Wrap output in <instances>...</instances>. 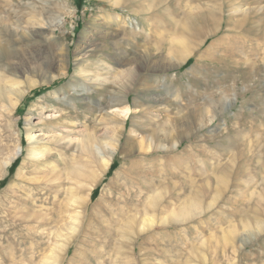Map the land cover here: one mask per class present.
<instances>
[{
    "label": "rangeland",
    "instance_id": "rangeland-1",
    "mask_svg": "<svg viewBox=\"0 0 264 264\" xmlns=\"http://www.w3.org/2000/svg\"><path fill=\"white\" fill-rule=\"evenodd\" d=\"M229 1L0 0V74L25 89L0 100V264L56 250L82 210L64 205L72 189L88 205L62 264H264V0L236 1L245 12ZM196 4L224 10V23L176 65ZM124 68L133 76L117 78ZM127 105L120 127L107 124ZM92 132L119 140L104 147L107 169L85 150ZM46 146L53 156H33ZM197 188L200 211L188 208Z\"/></svg>",
    "mask_w": 264,
    "mask_h": 264
},
{
    "label": "bare ground",
    "instance_id": "bare-ground-1",
    "mask_svg": "<svg viewBox=\"0 0 264 264\" xmlns=\"http://www.w3.org/2000/svg\"><path fill=\"white\" fill-rule=\"evenodd\" d=\"M144 1V0H143ZM207 1V0H206ZM236 1H238L239 3H240V0H232V1H229V5L228 6H230L229 7V9L228 10H230L231 12L232 11H248V10H250V8L248 9V10H245V8L242 10V9H240V7H238V3L236 2ZM242 1V0H241ZM147 2V1H146ZM247 2V1H246ZM143 2H141V4H142ZM210 3V2H209ZM207 4V3H206ZM205 3H204V5H206ZM210 4H213V3H210ZM195 5V4H194ZM203 5V4H202ZM224 5V4H223ZM191 6H192V4H191ZM191 6H190V8H191ZM201 6V5H200ZM199 5H197L196 4V6H194V8H193V10L194 11H196L195 13H193L192 12V14H194L193 15V17H195V19L193 18V17H191L192 19H194V21L193 20H190V22L193 24V26L191 27V34L190 35H182V36H180V37H177V40H178V43H179V45H180V47H177V48H175V49H172L171 51H170V53L171 54H173V57L175 56L176 57V61H175V64L177 65V62L180 64V62H183L185 59H187V57L190 55V53L191 52H193L192 51V47H191V45H190V42H191V39L194 37V40H195V42L196 41H198V40H200V42H198L197 44L200 46L201 45V43H203L204 42V37H206V38H208L210 35H213V34H215V33H217L219 30H220V28L222 27V25H223V23H224V14L223 13H225L224 12V10H220V8H219V10H218V8L215 10L214 9V7L213 8H209L208 6H207V8L206 7H200ZM225 6V5H224ZM145 7V6H144ZM256 6H254V8H255ZM202 8H206V10L204 11V10H202ZM253 8V7H252ZM251 8V9H252ZM192 9V8H191ZM255 9H257V7L255 8ZM261 9V8H260ZM225 10H226V8H225ZM254 10V9H253ZM254 12V11H253ZM252 12V13H253ZM220 13H221V15H222V17L220 16ZM248 13V12H247ZM247 13H246V15H247ZM251 13V12H250ZM250 13H249V15H250ZM248 15V16H249ZM243 16V15H242ZM254 16V15H253ZM120 18V16L119 15H117V19H119ZM248 18V17H247ZM5 19L6 18H2V24L4 25V21H5ZM190 19V18H189ZM242 19V18H241ZM240 19V20H241ZM232 20V19H231ZM245 20V17L243 18V21ZM237 21V20H236ZM243 21H240V22H238L237 21V23H239V24H233V26H235V25H238V26H241L242 24H243ZM256 21V20H255ZM189 22V23H190ZM235 22V21H234ZM242 22V23H241ZM258 22V21H257ZM232 23V22H231ZM254 23V22H253ZM258 25V24H257ZM237 27V26H236ZM239 32V31H238ZM230 35V34H229ZM208 36V37H207ZM226 36V35H225ZM223 39V38H222ZM193 41V40H192ZM223 43V42H222ZM195 45V46H194ZM193 46L194 47H197L196 46V44H193ZM4 51L7 53V55L9 56V55H11L12 53H15L14 52V50H12V51H10L9 49L8 50H6V49H4ZM214 58V57H213ZM174 59V58H173ZM146 63V61H144V63L143 62H139V65H143V64H145ZM154 67V66H153ZM156 67H154V69H155ZM157 70V69H156ZM106 76V75H105ZM104 76V77H105ZM116 76V75H115ZM133 76V71L132 70H130L129 68H124L120 73H118L117 74V78H122V77H132ZM103 77V76H102ZM99 78L100 79V83L101 84H103V83H105L106 82V80L107 79H105V78ZM125 80H126V78H125ZM113 81H115V80H113ZM128 81V80H127ZM118 82V81H117ZM36 84V82L35 81H32V80H29L27 83H26V87H30V86H34ZM119 92V91H118ZM24 93H25V89H24V84H23V81L22 80H20V74L19 73H15V72H12L11 73V75L10 74H7V75H3L2 76V74H0V100L1 99H4L7 95H9V94H15L16 96H17V99H20L21 98V96L22 95H24ZM114 94H115V92H114ZM128 94V93H127ZM116 98L113 100L114 102H116L117 104L118 103H122V102H124V100H122V98H119V97H117V95L115 96ZM113 98H114V96H113ZM111 100V99H110ZM13 101V100H12ZM112 103V102H111ZM129 103V102H128ZM14 104V103H13ZM4 105V104H3ZM15 105V104H14ZM115 105V104H114ZM131 110H132V108L130 107V106H125L123 109H116V113L114 114V115H112V116H110L109 117V123H107V124H110V123H115V124H117V127L119 126H121V118L122 117H124V118H127L128 117V115L130 114V112H131ZM108 120V119H107ZM113 126V125H112ZM111 128V127H110ZM116 130V129H115ZM117 131V130H116ZM114 132V131H113ZM116 133V132H115ZM81 134V133H80ZM156 133H154L153 135H155ZM171 135H172V133H171ZM166 136H169V135H165V137ZM154 138H155V136H153ZM84 138H86V140H87V145H86V149L85 150H87V148H90V151H93L94 149H95V151L96 152H98V154H100L101 155V157H102V161H101V163H100V166L103 168V170L104 169H107L109 166H110V164H111V158H110V156L109 157H106V156H104L105 154H106V150L104 149V147H107L108 148V150H109V153H108V155L110 154V155H112L113 154V151L114 150H117L116 148L118 147L117 145V143H118V141L119 140H117V142H116V138H112L111 137V139H106V137H104V141H103V143H101L100 142V139H99V137L96 135V133L95 132H92V133H89L88 135H86V137H85V135H84ZM103 139V138H102ZM83 143H84V141H83ZM84 144H86V142L84 143ZM154 148V147H153ZM20 150V149H19ZM51 150L52 149H50V148H48L47 146H46V148H44L43 150H39V149H36V150H34V152H33V156L35 157V158H50L51 156H53V154L51 153ZM107 150V151H108ZM89 151V150H88ZM89 151V152H90ZM94 152V151H93ZM61 155H62V153H60ZM96 154V153H95ZM17 155V154H16ZM93 155H94V153H93ZM107 155V156H108ZM94 157V156H93ZM76 171H78V169L76 170ZM227 171V170H226ZM72 172V171H71ZM228 172V171H227ZM225 173V172H224ZM229 173V172H228ZM222 174V173H221ZM227 175V174H226ZM220 177V179L218 178V182H223V185H224V183H225V180H228V179H224V176H221V175H219ZM97 177V176H96ZM226 177V176H225ZM227 177H228V175H227ZM92 179V181H90L91 183H90V186H92V184H93V182H94V180H95V178H94V176L93 177H91ZM72 179V178H71ZM80 182V181H79ZM76 184V183H75ZM78 184V183H77ZM83 184V183H82ZM222 184V183H221ZM221 184H218L217 186H220V188H222L221 187ZM225 184H227V181H226V183ZM80 186H81V184H80ZM88 186H89V184H88ZM220 188H218V190L216 191V194H215V196L212 198V200H211V202H210V204H209V206L208 207H210V206H212L216 201H217V199L219 198V196H220V194L222 193V191H221V189ZM71 191V190H70ZM89 192V191H88ZM194 193H193V195L191 196V198H190V200H189V207L187 206V204H186V206L188 207V208H191L192 207V209L193 208H196V211H200V210H203L204 209V207L206 206L204 203V201H205V197L207 196V193L204 191V190H202V188H197L195 191H193ZM77 194V193H76ZM161 193L160 192H158V194L155 196V195H152L153 197L150 199V203L151 204H156L157 203V201L159 200V197L161 196L160 195ZM67 195H69V194H67ZM66 198H68V196H66ZM78 199V200H77ZM67 201V200H66ZM68 203H66V204H64L65 206H67L68 204L71 206V205H78L79 204V206H81V208H82V210L81 211H77L76 212V214H75V217H73L74 216V214L72 215V217H71V215H70V218H71V220L73 221V223H71V224H69V225H71V226H65L66 228H63V229H67V227H68V229L67 230H69V229H71V232L70 233H68L69 235H66V236H64L63 238H62V240H61V242L58 244V245H56L55 246V248L54 249H56V250H54V252H52L51 253V255H49V256H47L44 260H43V263L42 264H62V262H63V260H64V256L62 255V252L63 251H65V247L68 245V243H69V240L71 239V237L76 233V231L79 229V228H81V225H82V222H83V219H84V215H83V212L85 211V209L87 208V205H88V197H87V199L85 198V197H81L80 196V198L78 197H76L75 196V193L73 192V189H72V191H71V196H69V200L67 201ZM191 206V207H190ZM68 207V206H67ZM183 208V207H182ZM64 209H65V207H64ZM64 209L63 208H61L60 209V212H58V214L56 213V214H53L50 218H48V220H52V219H54V217H62L63 216V214H60V216H59V213H63V211H64ZM68 209H69V207H68ZM75 209H77V208H75ZM184 209H185V206H184ZM66 210H67V208H66ZM74 210V209H73ZM68 211V210H67ZM74 212H75V210H74ZM55 213V212H54ZM51 215V214H50ZM173 215L174 216H181V215H179L178 214V211L175 209V210H173ZM183 215H186V213H184ZM190 215H192V214H190ZM257 215V214H256ZM146 217L145 218H143L144 219V221H145V224L143 225V229L146 227V226H148L149 228H151L152 227V225L154 224V218H152L151 216L152 215H148L147 213H146V215H145ZM64 218H65V214H64ZM181 219L183 218V217H180ZM257 219V218H256ZM247 220V219H246ZM263 220V219H262ZM71 221V222H72ZM67 222V221H66ZM247 222H248V220H247ZM255 222H257V221H255ZM258 224V227L259 228H261V227H264V225H263V223L260 221V220H258V222H257ZM66 224V223H65ZM68 224V223H67ZM66 224V225H67ZM131 224V223H130ZM256 224V223H255ZM127 228H123V231H127L128 232V230L129 229H131L130 227V225H129V223L127 222ZM125 225V226H126ZM246 225H248L247 223H246ZM251 225V224H250ZM62 227H64V226H62ZM246 227V226H245ZM250 227V226H249ZM60 229H62V228H60L59 227V230H57L56 231V233H57V235L59 236V238L61 237V233H60ZM142 229V228H141ZM142 229V230H143ZM145 229H147V227L145 228ZM129 231H131V230H129ZM61 232H62V230H61ZM67 232V231H66ZM122 232V231H121ZM63 233V232H62ZM131 233H132V231H131ZM55 237H57V236H55ZM58 250V251H57Z\"/></svg>",
    "mask_w": 264,
    "mask_h": 264
}]
</instances>
